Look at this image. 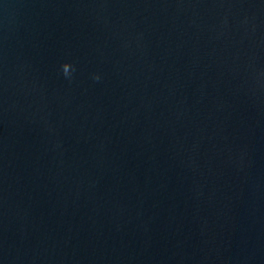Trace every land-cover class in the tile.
Listing matches in <instances>:
<instances>
[{"label": "water", "instance_id": "1", "mask_svg": "<svg viewBox=\"0 0 264 264\" xmlns=\"http://www.w3.org/2000/svg\"><path fill=\"white\" fill-rule=\"evenodd\" d=\"M0 264H264V0H0Z\"/></svg>", "mask_w": 264, "mask_h": 264}]
</instances>
